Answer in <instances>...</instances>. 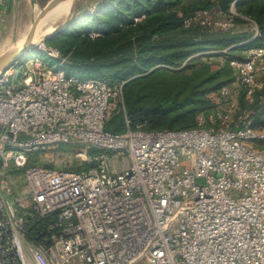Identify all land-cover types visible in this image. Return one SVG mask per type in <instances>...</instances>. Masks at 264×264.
<instances>
[{
  "label": "built area",
  "instance_id": "2783aa9c",
  "mask_svg": "<svg viewBox=\"0 0 264 264\" xmlns=\"http://www.w3.org/2000/svg\"><path fill=\"white\" fill-rule=\"evenodd\" d=\"M194 23L234 26L220 9L184 21ZM229 64L234 80L196 116L208 128L118 135L104 125L124 110L122 84L66 76L61 62L51 69L37 58L0 72V264H264V149L255 146L264 132L238 107L240 92L251 100L264 86V48ZM67 143L88 169L29 164L33 152ZM19 169L16 193L8 171ZM41 219L45 230L32 235L28 224Z\"/></svg>",
  "mask_w": 264,
  "mask_h": 264
},
{
  "label": "trees",
  "instance_id": "16d2710c",
  "mask_svg": "<svg viewBox=\"0 0 264 264\" xmlns=\"http://www.w3.org/2000/svg\"><path fill=\"white\" fill-rule=\"evenodd\" d=\"M232 1L103 0L90 14L45 40L44 45L58 51L59 59L50 60L61 62L66 76L122 84L124 110L112 112L105 131L118 135L128 128H208L198 125L196 116L212 110L221 100L216 95L218 89L234 80L229 60L242 58L249 48H264V0H237L234 14L230 12ZM217 9L231 16L234 26L255 24L258 35L252 39L253 35L234 29L184 24L198 11ZM238 107L240 112L250 111L253 128L264 132V86L251 100L240 92ZM71 145L61 144L58 149L67 151ZM255 146L264 149V139ZM95 152L92 149L89 153ZM35 158L33 155L29 164H37ZM90 165L80 161L66 170L80 172ZM46 225L47 219L35 220L28 224V230L39 235Z\"/></svg>",
  "mask_w": 264,
  "mask_h": 264
},
{
  "label": "rangeland",
  "instance_id": "374dc122",
  "mask_svg": "<svg viewBox=\"0 0 264 264\" xmlns=\"http://www.w3.org/2000/svg\"><path fill=\"white\" fill-rule=\"evenodd\" d=\"M48 1L49 0H4L2 8H0V43L5 38H10L11 43H13L15 42L18 33L22 32L27 26L28 31L34 17ZM102 1L103 0H73L72 8L66 17V23H72L81 16L90 14L94 9L98 8L102 4ZM33 14H35V16ZM211 20L216 21L217 23L222 22V20H220L215 13L212 14ZM56 24L57 25L55 26L58 27L61 25V22H57ZM232 29H234L237 33H242L246 36L253 35L255 30L252 23L242 25L238 24L233 26ZM34 58L43 61L51 69H55L56 67V63L51 62L41 45L37 44V46L33 48L32 52L23 56L21 60H30ZM114 111H117V106L114 108ZM70 144L72 145L67 151L58 149L57 146L33 152L32 156L36 155V162L40 166L50 167L53 169H73L78 166L81 161V158L78 155L80 146L75 143ZM8 172L16 178V184L13 186V189L16 193H18L24 185V180L22 177H19L23 173V170H9Z\"/></svg>",
  "mask_w": 264,
  "mask_h": 264
},
{
  "label": "bare ground",
  "instance_id": "6f19581e",
  "mask_svg": "<svg viewBox=\"0 0 264 264\" xmlns=\"http://www.w3.org/2000/svg\"><path fill=\"white\" fill-rule=\"evenodd\" d=\"M73 5V0H65L60 2L58 5H56L53 9H51L44 17L41 19V21L38 23L34 36H33V43L39 44L41 41L51 35L54 31H56L58 28H60L65 22L66 17L68 16L71 8ZM38 10V9H37ZM34 12V11H33ZM37 12V11H36ZM35 13V12H34ZM35 16V14H33ZM57 22H61V25L58 27ZM27 28H24L22 32H19L15 42L11 43L10 38H5L0 43V53L4 52L5 50L14 47L19 46L27 32Z\"/></svg>",
  "mask_w": 264,
  "mask_h": 264
},
{
  "label": "water",
  "instance_id": "95a60500",
  "mask_svg": "<svg viewBox=\"0 0 264 264\" xmlns=\"http://www.w3.org/2000/svg\"><path fill=\"white\" fill-rule=\"evenodd\" d=\"M65 0H49L43 8L39 10L37 15L34 17L33 21L31 22L29 29L22 41V43L19 46H14L6 51L0 53V72L5 71L8 69L15 61L21 59L23 56L28 54L29 52H32L33 48L37 46V44L33 43V36L36 30V27L38 23L43 19V17L56 5H58L60 2ZM68 24L65 22L60 28H58L56 31H54L51 35L45 37L41 43L38 45H44V41L48 38L62 32Z\"/></svg>",
  "mask_w": 264,
  "mask_h": 264
}]
</instances>
